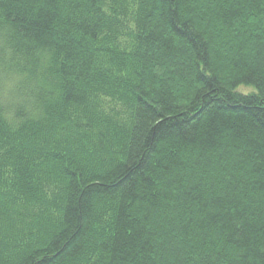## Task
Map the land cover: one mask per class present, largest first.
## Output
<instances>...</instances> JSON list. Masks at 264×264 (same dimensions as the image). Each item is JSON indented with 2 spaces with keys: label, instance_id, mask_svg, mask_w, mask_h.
Instances as JSON below:
<instances>
[{
  "label": "trees",
  "instance_id": "1",
  "mask_svg": "<svg viewBox=\"0 0 264 264\" xmlns=\"http://www.w3.org/2000/svg\"><path fill=\"white\" fill-rule=\"evenodd\" d=\"M0 264H264V0H0Z\"/></svg>",
  "mask_w": 264,
  "mask_h": 264
}]
</instances>
